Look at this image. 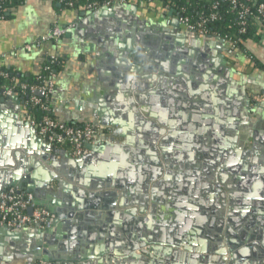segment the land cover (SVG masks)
<instances>
[{
	"label": "crops",
	"instance_id": "1",
	"mask_svg": "<svg viewBox=\"0 0 264 264\" xmlns=\"http://www.w3.org/2000/svg\"><path fill=\"white\" fill-rule=\"evenodd\" d=\"M157 6L155 5V7L150 9L137 7L136 13L132 11L134 5L124 8H102L93 13L83 9L82 11L68 9L58 0H26L21 6L8 10L5 18L0 20V70L10 68L18 74V77H22L25 80L33 76H39L42 73L49 53L55 54L57 57L60 56L65 61L62 69L55 77V89L50 105L51 116L68 125L83 126L95 123L97 120H94L92 114L101 109L107 119L122 123L126 128L127 134L130 136V146L141 150L144 153L141 155L147 159L144 163L145 166L141 164L139 166L147 167V165L151 164L150 160L153 159V156L149 155L153 145L144 138H140L142 137L138 125L140 119L137 117L142 115L143 110L151 109V104L154 103L153 98L159 100V102H156L157 107L163 108L167 112V109H169L168 103L164 101L160 94L153 96L151 91L159 88L162 92L167 93L172 91L170 90L171 85L168 80L166 83L164 78H162L160 81H156L157 84L150 89L141 90V83L145 82L136 73L129 72L131 65L127 63L126 58L124 59L125 54H128V52L121 51L119 45H123L125 48L129 47L132 36L137 33L141 34L143 31L146 38L149 39H156L161 34L163 36L161 43L162 45L166 44V55H168L164 62L168 63L169 69L181 66L178 63H173L174 60L171 58L174 53H178L179 57L183 56L182 52H180L182 45L178 43L177 36H173L170 39L165 38V33L169 35L172 31L169 24L172 21V17L170 13L156 10ZM149 21H153V26L147 24ZM56 23L65 28L73 25L74 28H70L67 34L54 46L34 47L29 52L24 51L26 45H36L40 38L46 35ZM136 23L139 27L145 25L144 27L150 30H139ZM118 29L121 30L119 32L122 35L117 34L119 33L117 32ZM129 29H134L135 32L129 31ZM174 32L184 35L185 47L188 49L194 47V53L207 54L210 60L219 59L220 55H223L226 60L225 65H222L223 68L225 67L228 72L233 71V75L236 77H230L231 80L228 85L239 90V95L242 98L236 102H240V112L237 117H234L232 108L219 107V109H222L221 118L219 117V119L225 123V126L221 127L219 134L224 132L225 135H229V132L232 131L228 130L227 124L236 125L240 128L242 141H239V143L244 147L243 149L250 144V149H252L255 133L258 134L256 136L258 141L256 142H264V104L255 103L252 99V96L264 92V71L260 67L255 66L241 51L227 50L223 44L216 41L217 39L207 38L201 43V40L190 42L184 30L181 33ZM244 49L264 66L263 45H259L254 41H247L244 44ZM196 54L198 55L199 53ZM119 55H122L123 58L120 59ZM163 76L170 78L166 73ZM221 76L224 78V75ZM117 90H122V93ZM38 95L42 96V93H38ZM228 97V95H223L224 100L235 101ZM170 98L169 106H171V109H175V106L177 107L176 98L174 96ZM212 99H214L213 96ZM199 104L205 106L207 103L202 104L199 102ZM258 109L259 113H257ZM174 112L178 113L177 108ZM251 112H254V116L251 115ZM10 113H13L14 116L12 115L11 117ZM40 116V113L31 111L23 95L8 97L4 91H0V137L7 138V136H10L12 140L20 141L23 145L28 144L27 140L31 136L22 132L27 128L17 127L14 121H10L15 119L18 122H29L31 124V121L40 119ZM202 116H199L200 119H202ZM238 117L241 120L240 123L238 121L236 124V118ZM182 120L183 118H179V116H172L169 117V120L166 119L169 126L161 127L164 131L162 138L169 137L170 131L173 137V139L165 142L160 138L157 143L160 144L155 155L164 168L160 173V183L163 185L155 188L154 198L153 190L151 191L152 193L149 197L150 199L152 198L153 202L150 201L146 213L138 214L139 217H149L152 212V206L155 207L154 216L157 219L162 217L163 213L168 212L167 214H170L168 210L178 211L180 207L176 205H184L192 195L197 196L199 199L212 196L215 198V203L220 206H222L223 202H226L230 206L232 205V210L239 212L243 206L241 204L242 198L238 196L240 194L239 185L247 181L244 174L248 173L245 168L250 164L249 157L243 158L240 165H235L232 155L223 156L221 161H217V164L222 168L221 178L217 179L218 186H215L216 180L213 176L211 177L212 182L207 184L204 169L208 165L211 166V164L215 163L209 155L213 153L212 146L216 144V141L200 133H189L190 135H187L189 127L187 128ZM110 127L118 133L123 131L122 127L118 125ZM15 129L18 130L17 133L14 132ZM36 136L41 139L38 134ZM112 137L116 140L115 136ZM205 139H208V144ZM121 141L123 143L125 139ZM197 141H200L202 145L198 146ZM191 144L197 146L190 149ZM259 146L264 149V145L260 144ZM184 147H188L189 150L184 151ZM63 150L70 153L69 149L56 148L59 153ZM163 153L165 157H163ZM258 154L262 156V150H259ZM210 160L213 162H210ZM139 162V158L136 157L135 159L131 152L125 161L121 157L116 160L102 159L97 163V167L100 169L97 174L106 177L109 172L113 174L112 170H115L114 174L119 181H131L129 184L133 185L138 176L143 175L141 170L135 166ZM236 166L240 169L238 174L234 170ZM240 173L243 174V177L239 179L238 175ZM124 174L126 178H124ZM124 185L128 186L126 182H124ZM135 188H138V184H136ZM59 189L57 185L53 184L50 193L53 195L54 200L60 203L63 214L66 216L60 226V232L68 237L70 235L76 236L79 233L83 235L81 237L83 239H62L63 243L79 242L82 245H86L91 242L92 245H99L105 251L114 252L120 261L116 264H135L131 259L120 254L127 241V239H123L124 235L120 230L114 231V239H111L109 232H105V237L108 239H99L97 237V227L100 226L107 216L106 213L99 222H92L88 226L83 227L81 222H88L87 217L78 219L69 212V209L71 204H75V200L83 201L86 198L74 193L72 189H65V191ZM84 191L85 193L86 191L90 193L92 190L84 189ZM168 200L170 202L166 203L165 201ZM83 202V206H85L89 202L91 204L92 200ZM117 211L123 213V208H118ZM120 215L119 218L117 217L118 220L124 222L125 218ZM130 226H127V229ZM32 229L28 228L27 230ZM35 237L36 234L34 232L31 235H23L17 240L1 236L0 264H38L33 254L38 244V239ZM177 259V261L174 260V264H189L184 258L178 257ZM238 261L240 264H264L263 258L254 257L252 254L249 257L245 255L243 258H239ZM92 264L115 263L101 258L95 260ZM141 264L151 263L150 260H147V262H142ZM158 264H173V262L169 258H165L159 260Z\"/></svg>",
	"mask_w": 264,
	"mask_h": 264
},
{
	"label": "water",
	"instance_id": "2",
	"mask_svg": "<svg viewBox=\"0 0 264 264\" xmlns=\"http://www.w3.org/2000/svg\"><path fill=\"white\" fill-rule=\"evenodd\" d=\"M132 11L136 13L137 7L134 6ZM172 14L173 12H170L171 16ZM147 24L153 26V21H149ZM170 25L172 31L169 35L165 33V38L170 39L177 36L178 43L182 45L180 52L183 56L179 57L178 55L180 60L178 62L173 61V63L181 65L179 68L172 67L169 69L168 63L164 62L168 55L166 57L162 54L158 56L156 51L159 50L158 46L161 44L160 41L163 37L161 34L156 39H149L146 38L143 31L141 34H137L138 37H143L146 40H142L136 49L125 48L123 45H119V48L121 51L128 52V54L125 52L124 59L126 58L127 63L131 65L129 72L136 73L145 82L141 83V90L150 89L156 85V81L164 78L166 83L167 80L170 83V90L176 91L182 99H186L188 94V98L193 100L195 107L191 109V112L179 111L181 108L178 107L177 114L179 118H183L182 121L185 126L189 127L187 135H190L189 133L193 131V133L207 135L216 141L217 145L212 146L213 153L209 155L213 161L217 163V161H221L223 156L230 154L233 157L234 164L240 165L243 158L249 157L250 164L247 165L249 168L247 166L245 168L248 173L244 174L247 181L239 185L240 194L238 196L242 198L241 204L243 206L238 212L232 210L226 202H223V206L215 203V198L212 196L199 199L197 196L192 195L184 205H176L180 207L178 211L171 210L170 214L162 215L157 219L154 216L155 209L152 207L149 217H138V214H145L148 209L149 181L147 175L149 168H151V171L153 170V176L161 173V169L156 168L158 159L153 150H155L154 145L162 138L161 136L164 133L161 127L167 126V122L166 111L157 107L156 102H159V100L156 98H153L154 103L151 104V109L143 110L142 115L137 117L140 119V123H138L142 135L140 138L152 143L153 148L149 155L154 157L150 160L152 167H149L150 165L144 168L137 167L143 174L139 178H144L143 181H138L140 186L138 190L136 189V191H139L138 194L141 195L139 197H141L143 203H137L136 200L133 199L132 201L130 199L134 188L130 187L129 192L126 193L124 190H127L128 186L126 187L124 182H127V180L119 181L114 174L115 170L111 169L113 174L109 172L106 177L97 174L100 170L97 163L102 159L116 160L121 157L125 161L131 152L135 159L136 157L139 158V165H144L145 160L147 161L141 155L144 154L141 150L130 146V136L122 123L110 121L101 109L93 112L92 117L97 120L95 123H100L106 131L111 132L116 140L113 137H107L104 133L95 144H86L85 147L90 152L89 154L77 158H74L72 154L65 150L60 153L57 152L54 146L36 136L37 131L29 122H18L14 119L10 122L14 121L17 127L27 128L22 132L28 134L31 138H28V144L23 145L20 141L12 140L10 136H7V138L0 137V197L10 188L25 189L33 194L35 203L38 206L51 212L54 220L52 227L44 230L38 228L21 231H12L7 228L0 229V237L6 236L17 240L23 235H31L34 232L38 244L33 254L38 264H92L95 260L101 258L115 264L120 262L114 252L105 251L99 245H92L91 242L82 245L79 242L63 243L61 241L67 238L83 239L81 238L83 235L79 233L76 236L70 235L68 237L60 232V226L66 216L63 214L60 203L55 201L50 193L53 184L57 185L61 191L72 189L74 193L85 197L87 202L92 200L91 204L89 202L85 206H83L85 200H75V204L70 205L69 212L75 215L76 218L80 219L82 217L83 219V217H87L88 222H81L83 227L92 222H99L106 213L107 216L102 225L97 227V237L108 239L105 237V232H109L111 239H114V231L120 230L124 235L123 239H127L120 254L131 259L135 264H141L147 262V260H150L151 264H158L159 260L165 258H169L174 264V260L177 261L178 257L184 258L189 264H240L239 258H243L245 255L249 257L251 254L254 257L264 259V149L259 146L260 144L264 145V142L257 143L258 138L256 136L258 134L255 133L252 149H250L251 144L243 149L244 147L239 143V141H242L240 128L236 125L227 124L228 130L232 131L229 132V135H225L224 132L219 134L221 127L225 126V123L219 119L222 112L219 107L232 108L234 117H237L240 112V102H236L242 98L239 95V90L228 85L231 80L230 77H236L233 75V71L228 72L225 67L223 68L222 65H225L226 61L223 55H220L219 59L210 60L207 54L201 53L200 55L207 66L198 68L195 64H189V59L192 58L194 53V47L186 48L184 35L174 32L181 33V27L177 19H174ZM136 26L139 27L137 23ZM143 28L144 26L141 25L139 30H143ZM154 30L156 29L154 28ZM119 31L121 32L118 29L117 32ZM120 32L117 34L122 35ZM196 39L204 41L207 38L199 37ZM216 41L223 44L227 50L230 49L224 39L219 38ZM163 49L166 50L165 47ZM142 52L154 56L151 62L145 60V58H139ZM119 56L120 59L123 58L122 55ZM148 58H152V56ZM164 73L168 74L170 78L163 76ZM221 75H224V78ZM193 80L195 82L200 81L201 85H198V83L193 84ZM182 82L186 84L188 82V84L177 86ZM212 82H217V86H214ZM176 83L178 84L176 85ZM223 85H227V87L224 88ZM152 90L153 96L160 94L164 97L165 95V92H162L159 88ZM117 91L122 93V90ZM204 91L212 93L214 102L201 106L199 102L196 103L195 101H198L196 97H199L200 93ZM223 95H228V98L235 101L224 100ZM17 96H19V93L15 92L11 97ZM190 105L191 103H188L183 107H192ZM258 111L259 109L257 113H259ZM12 115L13 113H10L11 117ZM251 115L254 116V112H251ZM199 116H202L205 122L202 129L195 130V126L198 125L194 123L200 119ZM236 119V124L238 121L240 123L241 118ZM112 125L121 126L123 131L121 133L114 131L110 127ZM14 132L17 133L18 130L15 129ZM122 139H125V142L122 143ZM169 139L171 140L173 137L169 135V137L161 140L165 142ZM205 142L208 144V139H205ZM259 150H262V156H259ZM163 157H165L164 153ZM213 161L210 160V162ZM234 170L238 174L240 169L236 166ZM238 176L240 179L243 174L240 173ZM124 178H126L125 174ZM160 184L161 186L154 185L155 187L152 189L153 198L155 188L163 185ZM84 189H90L94 193L92 191L90 193L86 191L85 193ZM103 189H106V191ZM130 207L131 209H129ZM118 208H123V213H119ZM31 212L32 209L29 210V213ZM119 215L125 218L124 222L118 220ZM127 226H130V228L127 229Z\"/></svg>",
	"mask_w": 264,
	"mask_h": 264
},
{
	"label": "built area",
	"instance_id": "3",
	"mask_svg": "<svg viewBox=\"0 0 264 264\" xmlns=\"http://www.w3.org/2000/svg\"><path fill=\"white\" fill-rule=\"evenodd\" d=\"M62 5L67 8L73 9V0H58ZM161 4H158L156 10H161L165 13L173 12L172 21L177 19L179 21L181 31L184 30L185 34L192 38H213L219 39V36H211L208 29V24L218 19V15L211 12L209 15H201L199 20L191 22L190 18L181 12L174 10L172 5H162V1L158 0ZM230 3L232 11L238 12V20L240 23V34L247 33V26L249 19H254L255 22H262L264 20V2L259 3L258 0H250V4H245L239 0H225ZM151 1H149L150 3ZM136 6L138 8H153L149 6L145 0H107L105 3L100 4L98 2L89 3L83 10L87 12H96L102 8L113 7H130ZM155 7V6H154ZM217 5L212 8V11L216 10ZM2 7H0V20L4 19ZM171 21V22H172ZM171 22L169 24H171ZM70 27H61L58 23L54 24L52 29L44 36L40 38L36 45H26L24 51L29 52L34 47L40 48L42 46H54L58 43L69 31ZM256 36L259 37L258 44L264 46V28L257 25ZM223 39V38H222ZM226 44L229 45L230 50H234V46L229 44L226 39ZM251 41V40H249ZM246 43V42H245ZM244 43V44H245ZM47 59L54 61L57 59L55 54H48ZM47 70H50L49 68ZM0 75L8 77L7 74L0 70ZM55 77L56 74L52 73L50 77L45 79L43 87L22 85V95L26 98L27 105L33 109L37 108L41 114L40 119L31 121V125L36 129L37 134L47 143L54 147H64L69 143L70 154L74 158L81 157L88 154L86 144H94L98 142L101 136L106 133V129L100 123L86 124L83 126H73L66 123H62L51 116V98L55 89ZM15 88H11L5 92L8 97L13 96ZM38 93H43V96H39ZM255 103L264 104V92L261 94L252 96ZM107 137H109L107 135ZM32 212L29 213V210ZM54 216L49 210L44 207H40L35 203L33 194L27 190H21L19 188H10L5 194L0 197V229H10L12 231H21L28 228L48 229L53 225Z\"/></svg>",
	"mask_w": 264,
	"mask_h": 264
},
{
	"label": "trees",
	"instance_id": "4",
	"mask_svg": "<svg viewBox=\"0 0 264 264\" xmlns=\"http://www.w3.org/2000/svg\"><path fill=\"white\" fill-rule=\"evenodd\" d=\"M107 0H73L74 10L82 11V8L88 5L89 3L98 2L100 4L105 3ZM148 2L149 6L154 7L155 5L161 4L158 0H145ZM149 1H151L149 3ZM162 5H172L173 9L177 12L188 16L191 22H196L199 20L201 15L207 16L211 12H214L218 15V19L214 22L208 24V29L211 36H219L223 39H226L229 44L234 46L235 50L241 51L242 54L247 57L255 66H258L264 71V66L256 61L253 55L247 52L244 49V43L251 40L258 42L259 37L256 36L257 25H260L264 28V20L258 22L254 19H249L247 26V33L240 34V23L238 20V12L232 11L230 3L225 0H161ZM242 3L250 4V0H239ZM26 0H0V7L5 10L3 16L5 18L8 10L17 8L24 4ZM259 3H263L264 0H258ZM217 5L216 10L212 11V8ZM64 6V5H63ZM65 7V6H64ZM67 8V7H66ZM70 9V8H68ZM234 51V50H233ZM64 59L60 56L57 57L54 61L46 59L42 73L39 76H33L29 79H23L18 77V74L10 68L1 69L2 72L8 75H0V91H8L11 88H15V92L22 94V85L37 86L43 87L44 81L51 76L52 73L57 74L63 67ZM50 70H47V69ZM35 113H39L37 108L31 109ZM69 143L61 148H68ZM57 148V146L55 147Z\"/></svg>",
	"mask_w": 264,
	"mask_h": 264
},
{
	"label": "flooded vegetation",
	"instance_id": "5",
	"mask_svg": "<svg viewBox=\"0 0 264 264\" xmlns=\"http://www.w3.org/2000/svg\"><path fill=\"white\" fill-rule=\"evenodd\" d=\"M145 26V25H144ZM138 27V26H137ZM136 28V27H135ZM128 29V28H127ZM127 29H125V30H127ZM146 30V27H144L143 28V30ZM129 31H132V32H135V30L134 29H129ZM188 39H189V41L190 42H194V40H196V41H199V39H192V38H190V37H188ZM142 40H146L145 38H143V37H138V34H135V35H133L132 36V38H131V41H130V48L131 49H136V47H137V45L142 41ZM202 41H200V43H201ZM160 43H161V41H160ZM166 45V44H165ZM165 45H162V43L158 46L159 48V50L158 51H156L157 52V54H158V56L160 55V54H162V55H164L165 57H166V53H167V49L166 50H164L163 49V47H165ZM166 48V47H165ZM143 53V52H142ZM142 53H141V55L139 56V58L140 59H142V58H145V60L147 59V60H150V62H151V60L154 58V56L153 55H149L147 52H144L143 53V55H142ZM174 53V52H173ZM196 53H199V52H196ZM196 53H193L192 54V58H190L189 59V64H195L198 68L200 67V66H207V64L205 63V61H204V59L201 57V55H197ZM178 53H174L172 56H171V58H172V60H174V61H177V60H180V58H178ZM150 56H152V58H148V57H150ZM189 56V55H188ZM156 57H157V55H156ZM187 58H189V57H187ZM158 59V58H157ZM194 81V80H193ZM156 83V82H155ZM184 83V84H183ZM194 83H198V85H201V82L199 81V82H193V84ZM157 84V83H156ZM178 83H176V85H177ZM187 84H188V82H187ZM185 82H182V83H180V85L178 84L177 86H184V85H187ZM212 84L214 85V86H217V82H212ZM227 84V83H226ZM224 86V88H226L227 87V85H223ZM195 88V87H194ZM189 90V89H188ZM187 90V91H188ZM166 95H164V97H163V99H164V101L166 102V103H168L167 105H168V108L169 109H167L168 111L166 112V119H168L169 120V117H175V116H178V114L177 113H175L174 111H175V109L176 108H181L184 112H186V113H189V112H191L192 110V108H194L195 106V104H194V102H193V100H191V99H189L188 98V94L186 95L187 96V98L186 99H182L177 93H176V91H174V90H172V91H169V92H167V93H165ZM22 95V94H21ZM171 96H174L175 98H176V105H177V107L175 106V109H171V106H169V103L171 102ZM196 98H198V101H195V102H201L202 104H209V103H213L212 101H213V99H212V96H211V93L209 92L208 93V91H204V92H201L200 93V96L199 97H196ZM188 103H191V105L190 106H192V107H189L188 106V108H185V107H183V105H185L186 106V104H188ZM180 105V106H179ZM190 108V109H189ZM178 111V110H177ZM193 116V115H192ZM205 119L204 118H202V120H197V122H195L194 124H196V125H198V126H195V130L196 129H202V125L204 124V121ZM188 122H190V121H188ZM167 125L169 126V123H167ZM187 127V126H186ZM188 128V127H187ZM107 129H109V127H107ZM193 129V130H194ZM172 133H171V131L169 132V135H171ZM191 134H194L193 133V131H191ZM107 135L110 137V138H112V136H113V134L111 133V132H109L108 130H107ZM158 143V142H157ZM155 144L154 146H155V150H153L154 151V153H156V150H157V147H158V145L160 144ZM186 145V144H185ZM197 145L198 146H200V145H202L201 143H200V141H197ZM197 145H195V144H191V146L189 147L190 149H193V147L194 146H197ZM160 146H162V145H160ZM187 146V145H186ZM153 148V147H152ZM189 148L188 147H184V151H187V150H189ZM153 159H154V157H153ZM132 161V160H131ZM215 163H213V164H211V166H207L205 169H204V172H205V175H206V182H207V184L208 183H211L212 182V180H211V177L213 176V177H215L214 179L216 180V183H214L215 184V186H218V183H217V179H220L221 178V175H222V168L216 163V161H214ZM153 164V163H152ZM135 165V164H134ZM150 165V164H149ZM135 166H137V167H139L140 168V166H139V164H136ZM168 166V165H167ZM215 167V168H213V167ZM147 167H148V165H147ZM149 167H152L151 165L149 166ZM156 168H158V169H161V172L163 171V165L161 164V163H159V161H158V166L156 167ZM150 170L148 171V193H147V204H148V207H149V204H150V201H152V198L150 199V197L149 196H151V191H152V189H153V187H155L154 185H156V184H158V186H161V184H160V175H156V176H153V170L151 171V168H149ZM217 169V170H216ZM155 177V178H154ZM137 179V178H136ZM154 179V180H153ZM144 180V178H139V176H138V179L135 181V183L133 184V185H130L129 183L131 182V181H128V182H126L127 183V185H128V187H127V190H124L125 192H129V188L130 187H133L134 188V190H133V194H132V196H131V200L133 201V199L134 200H136V202L137 203H139V202H142V199H141V197H139V196H141V195H139L138 194V192L139 191H136V189L138 190V188H135V186H136V184H138V187H139V183H138V181H143ZM215 180H213V182H215ZM151 182V183H150ZM196 184H197V182H196ZM23 190H25V189H23ZM141 192V191H140ZM153 202V201H152ZM166 203H168V202H170V200H168V201H165ZM143 203V202H142ZM168 205V204H167ZM166 205V206H167ZM223 206V205H222ZM232 206V205H231ZM231 206H230V208H231ZM136 207H138V206H136ZM152 207H154V206H152ZM154 209H155V207H154ZM228 209H229V206H228ZM227 209V210H228ZM157 210V209H156ZM169 211V213H170V210H168ZM168 213V212H167ZM167 213H163L164 215H168ZM221 213V212H220ZM222 214V213H221ZM220 214V215H221ZM139 217V216H138ZM102 225V223L100 224V226Z\"/></svg>",
	"mask_w": 264,
	"mask_h": 264
},
{
	"label": "rangeland",
	"instance_id": "6",
	"mask_svg": "<svg viewBox=\"0 0 264 264\" xmlns=\"http://www.w3.org/2000/svg\"><path fill=\"white\" fill-rule=\"evenodd\" d=\"M55 185V184H54Z\"/></svg>",
	"mask_w": 264,
	"mask_h": 264
}]
</instances>
